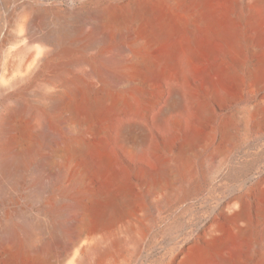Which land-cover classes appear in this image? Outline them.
Segmentation results:
<instances>
[{
	"label": "bare ground",
	"instance_id": "bare-ground-1",
	"mask_svg": "<svg viewBox=\"0 0 264 264\" xmlns=\"http://www.w3.org/2000/svg\"><path fill=\"white\" fill-rule=\"evenodd\" d=\"M64 1L22 0L23 34L0 39V264H124L146 219L140 178L147 197L191 181L193 151L232 136L237 115L219 130L217 106L248 80L244 119L264 124V0L225 14L214 0ZM235 202L237 236L264 261V206L254 218ZM201 249L173 264H216ZM225 249L217 264H239Z\"/></svg>",
	"mask_w": 264,
	"mask_h": 264
},
{
	"label": "rangeland",
	"instance_id": "rangeland-1",
	"mask_svg": "<svg viewBox=\"0 0 264 264\" xmlns=\"http://www.w3.org/2000/svg\"><path fill=\"white\" fill-rule=\"evenodd\" d=\"M234 1L214 0L224 14ZM13 3L10 10L0 0V39L10 32H24L22 0ZM80 3L63 2L66 6ZM15 46L13 42L7 45L8 50ZM205 61L196 64L198 71L207 69ZM250 82L252 84L248 80L243 90L235 92L234 99L217 106L219 130L228 115H237L232 136L222 133L210 148L199 147L193 151L195 172L191 181L174 188L170 181H163L162 186L155 187L147 197L143 191L149 185L140 178L138 209L146 219L137 252L124 264H173L177 257L201 248H205L207 257L217 264L221 259L219 252L226 247L234 260L240 258L239 264H264L237 236V222L230 216L235 201L240 198L249 202V214L254 218L259 207L264 206V124L244 119L246 110L259 98L258 89ZM203 130L208 135L211 129Z\"/></svg>",
	"mask_w": 264,
	"mask_h": 264
}]
</instances>
